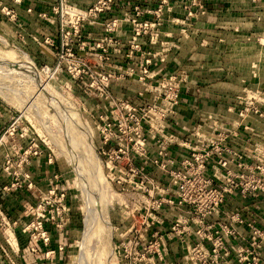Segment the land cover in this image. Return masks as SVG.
<instances>
[{
  "label": "rangeland",
  "instance_id": "obj_1",
  "mask_svg": "<svg viewBox=\"0 0 264 264\" xmlns=\"http://www.w3.org/2000/svg\"><path fill=\"white\" fill-rule=\"evenodd\" d=\"M96 1L0 0V264H142L131 226L145 205L164 220L153 226L163 253L153 264L166 263L173 243L174 264L185 257V243L167 238L178 216L184 233L201 231L193 219H202L212 226L204 235H225L230 264H264V193L242 199L236 189L214 209L204 187L243 181L227 171L239 176L264 158V115L243 113L249 103L264 113V0H104L84 28L53 12ZM179 54L190 62L171 64ZM213 58L248 76L227 108L233 118L209 113L177 131L192 70L200 76ZM171 80L178 104L163 118ZM181 142L197 146L184 168Z\"/></svg>",
  "mask_w": 264,
  "mask_h": 264
},
{
  "label": "built area",
  "instance_id": "obj_2",
  "mask_svg": "<svg viewBox=\"0 0 264 264\" xmlns=\"http://www.w3.org/2000/svg\"><path fill=\"white\" fill-rule=\"evenodd\" d=\"M107 1L110 2V0ZM101 4H106V2L104 0H97L95 5L93 7H89L88 9H79L78 7L69 5L67 10L62 9V4H61L59 8L55 6L53 12H71L72 20H75V23L77 25L78 23H80L81 28H84L85 25L87 24H91V25L95 24V21L98 18V16L103 13L101 12L100 8H98V6ZM123 15L128 16L129 14L125 12ZM77 25L73 26L76 31L77 29L79 30ZM171 81L173 82V87L175 89L173 90L172 88H170V90H168L171 91L170 92L171 98H169V101L166 102L168 104L169 109L164 111L165 115L162 116L163 118L164 117L167 118L169 114L174 113L173 109L175 110L178 104V89H177L178 83H175L173 80ZM163 83L165 84L166 88H168V85L171 84V82L168 83L163 82ZM253 97H251V99H253ZM170 99L172 100L171 102ZM253 105L251 103L247 104V108L244 109L243 113H245V115L252 114L254 116L262 118L264 113L262 114L259 111L260 109H253L254 108ZM121 125L122 123L118 121L117 127L119 129H121ZM162 137H165L164 139L166 143L174 141L172 140L171 137H167L165 135H163ZM181 145L183 147H186L190 154V157L185 158L186 161L183 163V168H184V166H187L189 162H192V160L197 159L198 156L194 154L195 150L197 149V146L191 147L190 143L188 144L183 142H181ZM256 159H257L256 165L252 167L246 166L247 168L246 172H244L239 176L236 174H235L236 176H234L233 175L234 173H232L231 171H227L228 173H226V176L228 177L225 179H231V177H240L243 178V181L230 180L229 182L231 184L226 183V185L223 188H221L216 184L215 179L207 180V184L204 187L206 191L213 197V202L211 203V205L214 207V209L224 201L226 193H232L236 191V189H240L239 194L240 197H242V199L257 197L261 193H264V158L260 159L256 157ZM168 162L170 163V161ZM227 162L228 161L224 160V165L227 164ZM180 171L181 170L179 169L178 171L176 170L171 172L175 181L173 188H175V191L177 192L183 189L181 183L183 172ZM200 176L201 173H198L197 177L199 178ZM193 203L194 204L186 205L180 202V204L178 203V205L179 207H182V205L183 206L186 205L189 207L190 210L194 209V212H196L197 204H195V202ZM263 207H264V202H263ZM138 212L140 214V220H139L140 225L136 226L135 224L137 223L138 220L134 219L131 228L136 239L135 247L137 246V248H139L140 247L139 245L141 244L142 248H139L138 250L137 248H135L133 252L132 250L129 251L126 250V252L131 251L133 256L132 259L134 260L137 258V260L141 261L142 264H153L154 252L157 253L160 260L163 259L162 257L163 253L158 252L156 249H154L157 243L153 244L152 239L156 238L158 236V233L157 232L153 233L152 230L154 225L157 226L159 224H163L164 220L161 219V217L153 218V214L151 211H149L148 205L139 208ZM193 220H195L193 222L194 224L201 227V231H199L198 228L194 229L199 231L198 234L196 233V235H189L194 231L192 229L189 231V233H184L187 229L189 230V228L187 227L185 228L183 226L184 220L183 218L178 216L175 221V226L182 225V227L177 230L176 234L167 235L168 239L176 238L180 242H183V245L184 243L186 245L187 253L185 257H183V260L180 261L178 264H230L226 259L223 260V258L227 257L230 253L228 248V241L224 238L225 235L219 234V231L217 229L214 231L215 233L204 235V230H208L212 226L209 227L208 224H205L207 222H204L202 219H193ZM220 230L223 231L222 228ZM130 231L131 230H129L128 232ZM124 235H127V232H125ZM190 240H192V242H190ZM205 241L209 242V244L208 245L204 244ZM129 243H131L130 240L122 243V246H124V248H128Z\"/></svg>",
  "mask_w": 264,
  "mask_h": 264
},
{
  "label": "crops",
  "instance_id": "obj_3",
  "mask_svg": "<svg viewBox=\"0 0 264 264\" xmlns=\"http://www.w3.org/2000/svg\"><path fill=\"white\" fill-rule=\"evenodd\" d=\"M77 1L80 2L79 5L86 6L88 2L94 0ZM37 10L45 11V4H40ZM19 11L24 12L25 7L22 6ZM188 60L189 58L184 57L183 54H179L175 59L173 58V61L170 57L171 64L181 65ZM206 65H208L206 66L208 70L200 72V76H198V72L196 73L195 70H192L193 74L191 73L190 75L188 88L181 93L180 106L177 108L179 126L178 128L176 127L177 131L184 132V129L193 128L196 123L201 122L204 116L209 113L228 119L233 118V114L229 113L227 108L232 98L241 92L243 86L241 82L244 83V80L248 77L247 74L246 76L243 73L235 75L231 73L227 65L222 68L221 62H218L215 58L206 60ZM258 85L260 86L259 88L264 89V82H260ZM255 125L257 128L263 127L260 123ZM179 255L178 245L173 243L165 264H174Z\"/></svg>",
  "mask_w": 264,
  "mask_h": 264
},
{
  "label": "bare ground",
  "instance_id": "obj_4",
  "mask_svg": "<svg viewBox=\"0 0 264 264\" xmlns=\"http://www.w3.org/2000/svg\"><path fill=\"white\" fill-rule=\"evenodd\" d=\"M25 67H26V65H25ZM28 67V66H27ZM25 69V68H24ZM32 69V68H31ZM29 71V70H28ZM27 71V72H28ZM50 102V101H49ZM51 107V106H50ZM89 150V149H88ZM98 205V204H97ZM90 214V213H89ZM98 215H100V214H98ZM101 217V216H100ZM94 219V217L93 216H90V217H88V221H86V224H87V228H86V233L88 232V230H89V228H90V222L92 221ZM102 219V218H101ZM107 224V223H106Z\"/></svg>",
  "mask_w": 264,
  "mask_h": 264
}]
</instances>
